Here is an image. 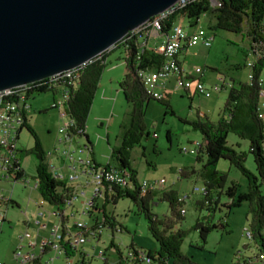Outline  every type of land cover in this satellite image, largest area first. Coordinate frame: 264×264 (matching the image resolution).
Instances as JSON below:
<instances>
[{"label": "rangeland", "instance_id": "obj_1", "mask_svg": "<svg viewBox=\"0 0 264 264\" xmlns=\"http://www.w3.org/2000/svg\"><path fill=\"white\" fill-rule=\"evenodd\" d=\"M177 18H181V14H178ZM187 24L184 19L183 27L196 31L200 38L204 34L209 35L207 32L214 33L209 46H204L199 42L190 48L187 56L188 64L191 67L199 66L203 69L202 76L210 95L195 94V96H191L182 90L173 89L172 95L168 99L173 113L167 111L161 102L150 100L145 106L144 113L145 129L148 136L143 137L141 142L133 147L130 161L131 165L137 169V177L140 181L145 179L154 184L157 189L173 188L182 199L180 208L183 207L185 211L182 212L183 218L180 219L178 225L187 229L180 245L182 252L202 264H235L240 257L252 254L258 247L257 241L249 235L247 229L250 221V203L245 199L239 205L231 206L226 214L227 209L224 202H227L229 198L222 195L220 206L209 217H207L209 211L204 206L198 208L195 205L196 200L202 196L204 187V183L198 175L201 161H196V148L202 141V135L198 130L193 129L187 121L207 118L209 121L216 122L222 115V107L229 87L218 89L214 87L223 84L219 79V76L223 75L235 80L246 81L248 67H245L244 64L246 58L250 56V41L241 32L227 31L222 28L212 30L209 27V17L205 14L200 15L197 24L193 26ZM122 52L123 48L118 46L105 58L106 65L103 66L101 75L104 74L103 84L108 89V104L106 105L101 100L102 87H99L98 93L96 90L92 100L94 110L90 111L89 117L86 119L88 135L91 139L90 145L86 143L84 135L78 134L72 136L71 140L59 141L62 133L58 132V128L62 127L66 120V116L61 115V110L64 108L63 106L48 107L53 96L56 95L60 99V89L35 92L30 98L31 109L27 117V124L34 129L43 148L47 151V158L52 166L51 171L62 173V177L66 178L67 187L73 191L71 204L67 203V207L76 210V214L72 215L69 220L72 222L80 218L85 222L81 223L83 227H80L78 225L80 222H77V228H71L73 232L86 233L88 223L95 217L101 220L103 216L101 207L104 197L102 196H97V200L94 202V206L99 207L100 210L92 208V214L82 210L84 202L93 194L95 184L102 186L100 182H102L103 176L101 173L83 172L85 169L83 159L87 157L90 159L88 146L92 145L96 158L101 162H106L110 156L111 146L119 142L117 135L122 121L125 119L128 122L127 112L130 104L124 100L123 93L116 94L115 101L113 100L114 89L118 86L117 82L122 78L125 67L120 59ZM111 78H113V85H110ZM261 79L264 80L263 70ZM262 97L263 89L259 98V105L262 108L261 116L263 112ZM101 101L105 105H102ZM112 101H114V106H112ZM110 113H112L111 117ZM100 116L105 119H103V126L100 124ZM107 118L111 120L109 121ZM107 120L110 124L106 131ZM167 131H169L170 139L166 137ZM227 142L237 150L246 152L244 165L255 172L253 156L247 150L248 140L241 139L236 134L229 132ZM32 144L33 136L25 126H22L17 145L21 149L20 157L25 172L24 179L16 182L7 179L0 180V196L11 197L16 201V203L9 204V201L0 200V205L4 208L2 215L0 214L3 216V221L0 223V257L6 264L13 261L14 249L17 245L22 244L24 249L27 242L35 241V239L39 241L42 235L51 237L52 230L59 220L54 212L56 205L44 200L39 190L34 186L36 158L27 151ZM64 148L70 150V156L61 153ZM71 159L75 160L76 165L72 168L68 166ZM190 168H194L197 172L181 176L182 169ZM217 168L221 171H228V183L230 180H234L239 184V189H246L245 176L227 159L220 158ZM74 170H77L78 174H74ZM133 202L127 195L120 196L115 203L106 202L104 209L108 215L114 216L116 227L119 228L113 231L108 224H105L98 240L96 237L88 236L84 242L76 245L74 253L67 255L63 250L49 262V256L55 250L51 248V251L42 253L41 249L44 246L48 248L50 245V239H43L38 244L42 253V255L40 253L41 264H77L82 260L86 264H116L119 255L116 248L124 250L130 243L142 246L143 249L155 247L157 242L150 235L145 217L137 210ZM168 204L167 200L160 199L158 195H155L150 203V209L161 216L168 213ZM197 217H201L204 221L210 219L209 221L212 222H226L224 227L218 224L211 228L202 247L196 245L202 242L198 236V229L192 227ZM43 222L46 223L45 226L42 225ZM25 231L30 232V236H24ZM25 241L27 242L24 243ZM111 241L115 246L110 244ZM100 250H103L104 253L100 254Z\"/></svg>", "mask_w": 264, "mask_h": 264}, {"label": "trees", "instance_id": "obj_2", "mask_svg": "<svg viewBox=\"0 0 264 264\" xmlns=\"http://www.w3.org/2000/svg\"><path fill=\"white\" fill-rule=\"evenodd\" d=\"M218 1L220 3H212L210 0H186L187 3L183 7L172 12L169 18L162 23L160 31H167L169 25L177 20L178 14L186 19L188 26L197 24L200 15L205 14L209 17V27L212 30L222 28L227 31L241 32L248 37L250 48H253L254 52L257 50L256 59L252 66L251 79L246 81L232 80L227 90L226 100L223 103L222 115L219 116L217 121L212 122L206 118L187 122L202 135V141L196 148V161H201L198 175L201 177L205 189L202 190V196L196 200L195 205L198 208L204 206L209 211L207 214V217H209L220 206L222 195L229 198L227 202H224L227 209L226 214L231 206L239 205L245 199L248 200L250 203L248 233L257 241L258 246L264 249V122L260 113L262 109L259 105V98L263 89L261 75L264 67V0ZM151 30H159V27L151 25ZM143 34V31L132 34L128 32L111 49L112 51L120 46L124 50L125 67L123 76L117 83L124 95V100L130 104V107L127 112L128 122L124 119L119 127L120 131L117 135L119 142L111 147L110 160L105 164L94 160L93 151L88 146L90 140L85 131L88 112L91 108L93 96H95L102 68L106 65L105 58L110 51H104L100 58L94 57L90 63L82 65L79 71L82 72L81 79L75 89L70 90L63 104L65 113L73 120V124L68 126V131L74 135L78 134L86 137V143L88 144L86 146H88L91 155L90 161L94 165L104 168L113 165L118 169H125L129 172L130 184L128 183L127 186L115 185L114 182H101L102 186L105 185L102 195L104 201L101 207L103 216L100 220L104 225L108 224L113 231L119 228L116 227L114 216L108 215L105 211L104 205L106 202L115 203L120 196L127 195L134 201L137 210L143 213L150 235L157 242L155 247L146 249L147 254L157 255L163 262L164 259H167L168 264H202L194 261L191 256L180 250L181 241L187 233V229L178 225L180 219L183 218L180 209L183 201L179 198L175 189L150 188L142 191L140 180L137 177V169L131 165L130 158L133 147L138 145L143 137L148 136L144 122L147 103L150 100L159 101L167 111L173 113L168 100L170 98L169 94L166 93L162 98L154 99L146 91L143 80L139 75L140 70L152 71L159 68L163 59L162 55L155 50L141 45L138 38ZM244 66L246 65L244 64ZM54 83V80L50 78L38 80L23 89H25V92L28 91L27 96L31 94L32 97L35 92L55 91L53 88H48L53 86ZM56 106L54 104L48 108ZM22 126H25L33 136V144L27 151L36 158L35 188L39 190L44 200L56 205L55 213L60 223L63 224L67 215L65 208L68 200L73 196V191L67 187L66 179L55 178L50 171L48 153L43 148L34 129L27 124V120ZM229 132L236 134L241 139L248 140L247 150L253 156L255 172L244 165L246 152L237 150L234 146L228 144L227 134ZM166 137L170 139L169 131L166 132ZM19 152L21 154V149H19ZM24 152L26 151L24 150ZM20 154L19 158L21 160ZM220 158L227 159L245 176L246 189H239V184L234 180H230L228 183V171H221L217 168V162ZM20 166L14 177L15 182L24 179L25 176L22 164ZM196 172L197 170L194 168L182 169L181 176ZM155 195L169 202L168 213L160 216L150 209V203ZM7 201L16 203L11 197L7 198ZM94 207L99 209L93 204ZM88 213L92 214V210H89ZM204 217L206 218V216ZM95 219L97 217L93 220ZM209 220L204 221L201 217H197L192 224L193 228L198 229V236L202 242L196 244L199 247L203 246L206 235L212 227L218 224L224 227L226 224L225 221L212 222ZM73 225L74 227L77 226L76 223H73ZM64 230V228L61 230L62 236ZM60 242L63 244V250L67 255L75 252V248L69 246L63 238L60 239ZM110 244L115 246L112 241ZM132 245L134 244H129V246ZM46 248L47 246H44L43 252ZM116 250L120 256L121 250L118 248ZM246 260L247 264H257V249L251 254V260L250 255L246 254ZM121 262L119 260L116 264H122Z\"/></svg>", "mask_w": 264, "mask_h": 264}, {"label": "water", "instance_id": "obj_3", "mask_svg": "<svg viewBox=\"0 0 264 264\" xmlns=\"http://www.w3.org/2000/svg\"><path fill=\"white\" fill-rule=\"evenodd\" d=\"M178 0H0V90L90 60Z\"/></svg>", "mask_w": 264, "mask_h": 264}, {"label": "built area", "instance_id": "obj_4", "mask_svg": "<svg viewBox=\"0 0 264 264\" xmlns=\"http://www.w3.org/2000/svg\"><path fill=\"white\" fill-rule=\"evenodd\" d=\"M186 0H178L169 8H180V2H185ZM212 3H220L218 0H210ZM175 9V10H176ZM167 20L166 18H157V14L153 17H150L146 22L135 27L133 30L129 31L132 33H137L143 31V33H149L151 30V23H159V30L161 29L162 23ZM209 35L204 34L202 38L196 33V31L188 30L181 25V22L175 20L172 24L169 25L167 31L164 32V38L160 44L155 49L156 52L162 55L163 59L159 68L149 71V70H140L139 75L143 80V85L150 96L154 99H160L165 95L166 84L172 80V88L179 89L183 91L193 90L197 94L210 95L209 89L205 86V81L203 78V69L201 67H194L193 70H187L180 66L176 56L184 48L192 45H196L199 42L204 46H209L210 40L213 39V33L207 32ZM144 46L143 43H141ZM113 44L110 47H114ZM250 56L246 58L245 65L248 67L247 79L250 80L252 77V66H253V57L254 50L250 48ZM95 56H99V53ZM100 58V57H99ZM91 59L83 62L90 63ZM53 74L57 75V80L53 86L48 88L60 89L61 95L60 99H55L52 105L56 104L58 106H63L67 95H69L70 90H74L75 86L78 85V82L81 79L82 72H78L77 75L72 77H65V69L62 71L55 72ZM264 74V67H263ZM219 86H216L217 88ZM27 92L12 93L7 94V96L0 97V179H7L9 181H14V177L20 169L21 160L19 158V148L17 145V139H19V132L22 128V125L26 122L29 110L31 109L30 97L31 94L27 96ZM263 112H262V121L264 122V82H263ZM61 115L66 116V120L62 127L58 128V132L62 133V136L59 138V141L62 140H71L72 134L68 131V126L73 124V120L69 117L64 109L61 110ZM197 152V149H196ZM65 156H70V150L64 148L61 152ZM83 164L85 169L83 172L90 171L100 172L101 174H108L111 176V179H115L118 182H130L129 172L125 169H118L116 166H109L107 168L94 165L90 159L87 157L83 159ZM52 170V166H50ZM74 169V167H73ZM50 170V171H51ZM55 178L62 176V173H55L51 171ZM74 174H78L77 170L73 171ZM70 173V172H69ZM71 174V173H70ZM36 185V183H35ZM34 185V186H35ZM141 190L146 191V189L153 188L152 183L146 181L145 179L140 181ZM104 186L95 184L93 189V194L90 198L84 202L83 211H89L93 208L94 202L97 200V196H102L104 191ZM205 187L202 188L204 190ZM8 197L0 196V200L7 201ZM71 200V199H70ZM68 200L70 204L71 201ZM93 209H96L94 207ZM184 212V208H180ZM4 208L0 205V214L2 215ZM0 215V223L3 221V216ZM76 222H83L82 219L77 218L74 220ZM105 225L97 219L88 223V231L83 232H72V230L65 229L63 236L61 235L62 227L60 224H56L52 230V236L46 237L44 239H50L49 247L52 249L61 252L63 251V244L60 242V239L63 238L67 244L73 248L76 247L80 242H84L88 236L96 237L98 240L101 231ZM24 236H30L28 231L24 232ZM34 241L29 242V244H34ZM43 250V249H41ZM103 250H100V254H103ZM258 253V262L257 264H264V249L257 247ZM40 255L35 251L30 249H23L22 244H19L14 249V258L13 261L9 264H40ZM121 260L122 264H168V260L164 259V262L158 258L157 255L147 254L146 249H143L139 245H126L124 250H121L120 256L118 255V261ZM0 264H6L3 260L0 259ZM77 264H86L83 260ZM235 264H247L246 255L240 257Z\"/></svg>", "mask_w": 264, "mask_h": 264}, {"label": "crops", "instance_id": "obj_5", "mask_svg": "<svg viewBox=\"0 0 264 264\" xmlns=\"http://www.w3.org/2000/svg\"><path fill=\"white\" fill-rule=\"evenodd\" d=\"M177 20L178 21H180L181 22V25L183 26V23H184V19L181 17V18H177ZM191 31H194V30H191ZM164 38V32H161V31H156V30H150L149 31V33H144L143 35H141V37H139L138 38V41L140 42V43H143L144 44V46L146 47V48H150V49H153V50H155L156 48H157V46L160 44V42L162 41V39ZM195 45V44H194ZM197 45V44H196ZM195 45V46H196ZM193 46V45H192ZM192 46H188V47H186V48H184L181 52H179V54H177V56H176V58H177V60H178V62L180 63V66L182 67V68H184V69H187V70H193L194 69V67H191V65L190 64H188V58H187V56H188V54H189V51H190V48L192 47ZM114 50V49H113ZM112 50V51H113ZM112 51H110V52H112ZM244 52H245V50H244ZM109 54V53H108ZM123 55H124V50H123V52H122V55H121V57H120V59H121V62L125 65V62H124V59H123ZM196 67H199V66H196ZM246 67V66H245ZM103 73H102V75H101V79L98 81V84H97V88H96V90H97V93H98V89H99V87H102V89H101V92H102V97H100L101 98V100L107 105L108 104V89H107V87H105V85L103 84ZM247 77V76H246ZM263 77V76H262ZM112 79L113 78H111L110 79V85H113L112 84ZM219 79H221V81L223 82V84L222 85H220L219 87H217V89L218 88H225L226 86L227 87H229L230 85H231V83H232V80H233V78L232 77H224V75L223 76H219ZM246 80H248L247 78H246ZM172 80H170L169 82H168V84H166V88H165V94L167 93V94H169V96L171 97V95H172V92H173V88H172ZM218 86V85H217ZM216 87V86H215ZM214 87V88H215ZM111 89V88H110ZM109 89V90H110ZM183 91V90H182ZM122 93V91L120 90V88L117 86L115 89H114V93H115V96L113 97V100L115 99V97H116V94H118L119 95V93ZM185 93H187V94H189V95H191V96H195V94H197V93H195L193 90H190V91H184ZM57 99L58 97L55 95V96H53L51 99V104H49V107L52 105V103H53V99ZM102 101H101V103H102ZM115 101V100H114ZM114 101H112V106H114L113 105V103H114ZM104 103H102V105H105ZM129 104V103H128ZM94 102L92 101V103H91V108H90V111L91 110H94ZM262 109V108H261ZM90 111L88 112V116H87V118L89 117V113H90ZM112 116V113H110V117ZM104 119V117H102V116H100L99 117V120H100V124L103 126V121L105 120H103ZM109 121L111 120L110 118H107ZM108 120H107V125H106V127H105V130L107 131L108 130V127H109V122H108ZM87 124V123H86ZM87 128H88V126H85V131H86V133H87V135H88V130H87ZM88 137H89V135H88ZM89 140H91L90 139V137H89ZM112 147V146H111ZM91 150L93 151V147H92V145H91ZM94 155V160L96 161V162H98V163H101V164H105V163H107L109 160H110V157H111V148H110V156L108 157V159H107V161L106 162H101L99 159H97L96 157V155L95 154H93ZM72 161L70 162V165H68L70 168H72V166H76L75 165V160L74 159H71ZM49 161V160H48ZM63 162H64V160H63ZM65 163V162H64ZM63 163V164H64ZM103 177V176H102ZM63 178V177H62ZM66 179V178H65ZM1 180V179H0ZM151 183V182H150ZM35 185V184H34ZM152 187L153 188H157L154 184H152ZM9 204H12V203H9ZM71 204V203H70ZM7 206V205H6ZM7 208V207H6ZM55 212V211H54ZM65 212L67 213V215H66V218H65V221L63 222V224H61L60 223V221L58 220V224H60V226L62 227V228H64V229H68V230H72L73 228H77V226L76 227H74V225H73V223H74V220L72 221V222H70V217L72 216V215H75L76 213V210H72L71 208H69V207H66L65 208ZM76 224H77V222H75ZM42 225L43 226H45L46 225V223L45 222H43L42 223ZM70 228V229H69ZM72 228V229H71ZM72 232H73V230H72ZM30 233V232H29ZM46 236V235H45ZM44 235H42L41 236V238H40V240L39 241H37V239H35V243L34 244H29V242H27V241H25L24 243H26L27 242V244H25V246H24V249H30V250H32V251H35L36 253H39V255H40V249H39V247H38V244H40V242L44 239V238H46ZM23 243V242H22ZM22 248H23V246H22ZM52 247H49L48 246V248H46V250L43 252L42 251V253H45L46 251H51L50 249H51ZM54 253H52L51 254V256H49V259H50V261L49 262H51V260H54L57 256H58V254L60 253V252H58V251H53ZM42 253H41V255H42ZM40 255V259H39V261H40V264H41V259H42V256ZM0 259H1V257H0ZM46 260H48V259H46ZM50 264H52V263H50Z\"/></svg>", "mask_w": 264, "mask_h": 264}, {"label": "bare ground", "instance_id": "obj_6", "mask_svg": "<svg viewBox=\"0 0 264 264\" xmlns=\"http://www.w3.org/2000/svg\"><path fill=\"white\" fill-rule=\"evenodd\" d=\"M186 3H187L186 1H185V2H180V8L183 7ZM175 9H176V8H165L164 10H162V11H160V12L157 13V18H166V19H168V18H169V15H170L172 12H174ZM177 10H178V9H177ZM151 25H154L155 27H159V23H151ZM112 48H113V47H109L108 49H106V50H104V51H105V52L110 51ZM104 51L99 52V56H94V57H101V56H102V53H103ZM256 52H257V50H256ZM256 52H254L253 63H254V61H255V59H256ZM94 57H93V58H94ZM93 58H91V59H93ZM83 64H84V63H81V64H79V65H77V66H71V67L65 69V77H72L73 75H74V76L77 75V73L81 70ZM85 64H86V63H85ZM49 78L52 79V80H54V82H56V80H57V75H56V74H51V75H49V76H47V77H45V78H40V79H37V80L32 81V82H29V83L26 82V83H23V84H20V85H17V86H10V87L4 88V89L0 90V97H1V96H7V94L25 92V89L27 88V86H30L31 83H34V82H36V81H38V80L41 81V80L49 79ZM263 82H264V80L261 79V84H262ZM23 88H25V89H23ZM30 88H31V87H30ZM96 173H100V172H96ZM61 177H62V176H61ZM61 177H60V178H61ZM102 181H106L107 183L114 182L115 185L118 184L119 186H125V185L127 186L128 183H130V182H118V183H117V181H115V179H111V176L108 175V174H103ZM100 183H101V182H100ZM114 183H113V184H114ZM111 185H112V184H111ZM81 223H82V222L78 223V225H79L80 227H83ZM250 260H251V254H250Z\"/></svg>", "mask_w": 264, "mask_h": 264}]
</instances>
